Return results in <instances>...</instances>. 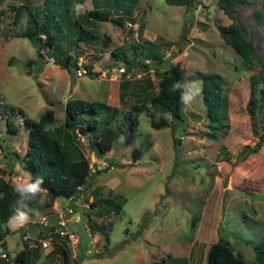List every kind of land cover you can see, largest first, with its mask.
<instances>
[{"label":"rangeland","instance_id":"374dc122","mask_svg":"<svg viewBox=\"0 0 264 264\" xmlns=\"http://www.w3.org/2000/svg\"><path fill=\"white\" fill-rule=\"evenodd\" d=\"M215 1L134 0V21L123 26L101 19L92 25L81 21L83 27H92L89 35L99 32L98 37L77 42L70 50L77 54L76 66L67 68L53 61L47 47L37 50L29 37L18 32L26 21L24 11L12 20L14 5L36 8L41 0H0L1 106L13 104L32 118L51 108L54 117L46 124L49 128L62 123L68 97L115 106L116 121L128 112L137 116L132 129L125 120L123 131L102 154L85 139L79 140L90 164L98 163L99 169L71 199L57 196L49 204L43 190L30 205L39 215L24 226L17 227L11 214L0 243V264H12L11 257L24 244L37 247L29 256L31 264L59 263L63 247L70 264H204L208 245L219 236L247 263L264 264V253L257 260L253 247L264 243V145L242 155V147L257 140L246 102L250 75L258 66L245 62L219 36L216 22L228 24L231 18ZM82 5L86 10L92 3L83 0ZM235 18L254 58L264 60V0L237 2ZM144 39L155 43L163 59L160 71L178 62L184 81L201 80L204 71L219 76L224 98L221 121H210L202 98L191 107L181 104L182 115L175 120L162 113L169 123L159 128L135 110L134 105L145 100L142 90L147 96L159 89L157 73L142 66L125 70L110 51L121 45L127 52L130 42L142 44ZM141 59L150 62L149 57ZM84 63L91 64L90 74ZM259 117L256 113L255 121ZM25 139L21 124L11 133L0 119V168L13 183L22 174ZM93 197L114 199L117 210L102 205L101 210L89 209ZM75 211L80 219L72 217ZM59 213L78 237L75 250L66 236L55 231ZM47 235L48 245L42 247L40 238ZM169 254L182 258L167 259Z\"/></svg>","mask_w":264,"mask_h":264},{"label":"trees","instance_id":"16d2710c","mask_svg":"<svg viewBox=\"0 0 264 264\" xmlns=\"http://www.w3.org/2000/svg\"><path fill=\"white\" fill-rule=\"evenodd\" d=\"M82 1L41 0L42 4L36 8L30 7L27 3H17L13 7L12 20L16 21L24 11L26 21L18 32L29 37L30 41L37 46V50L40 47H47L46 51L55 63L69 68V65L76 66L75 61L77 60V54L70 52L72 47L74 49L77 42L95 41L98 37L99 32L95 35H89L92 27H83L81 21L92 25L96 20H109L117 26H123L127 20L129 22L134 21L133 10L135 9L133 8L136 6L134 0H90L92 3L90 8L79 14H73L72 6L76 3L81 4ZM165 1L175 4H190L191 2V0ZM239 1L244 0L215 1L218 8L231 18L228 24L216 22L215 26L219 36L232 45L245 62L258 66L257 71L250 75L251 92L246 102V109L251 118V129L256 134L257 140L253 145L245 144L242 147V155H245L257 151L259 147L264 145V60L254 58L247 35L241 30L235 18L237 2ZM129 46L127 52L121 45L118 48H112L110 51L112 59L117 63H122L125 70H129L132 66H142L144 69L153 68L158 76L157 85L159 87L156 92L147 96L142 90L145 100L134 105V108L136 111H142L149 116L148 121L154 128L168 125L169 120L162 113L170 114L174 120L182 115L178 93L169 90L174 82L184 81L182 67L178 62H175L174 64H166L160 71L158 65L163 59L160 53L155 50V43L149 39H144L142 44L130 42ZM130 52L133 55L129 56L128 53ZM134 56L135 60L132 59ZM148 57L150 62L147 63L141 59ZM83 66L90 74L91 64L84 63ZM201 81L203 83L202 100L205 104L206 114H208L210 121L217 123L223 119L224 107L223 89L219 76L211 73V71H204L201 75ZM139 87L142 88V86ZM63 112L62 123L49 128L46 127V124L51 122L54 117L51 108H46L39 113L40 115L32 118L27 116L22 108H16L13 104L0 105V119H3L7 130L16 133L19 124L24 129L26 143L20 156V164L33 176L43 178V189L49 198V204L57 196L69 198L77 196L83 186L88 183L92 174L99 169L96 164H90L89 158L79 146L80 141L77 134L82 135L88 145L97 148L98 152L102 154L111 147L113 140L123 131L122 125L125 120L128 129L134 128L137 123V116L135 114L131 116L130 112L125 113V118L116 121L118 114L115 106L98 99L86 100L80 97H68L64 101ZM256 113L260 114L257 121H255ZM15 115L19 118L18 121L15 120ZM99 115L104 116L100 118ZM112 118H114V122H112ZM100 120L102 121L99 122ZM0 148H2L1 144ZM3 170L0 168L1 244L9 230L7 221L12 214L10 205L16 199V194L12 191L13 182L9 178H4ZM101 205L109 211L117 210L118 207L114 199L105 197H93L89 201L88 207L89 209L101 210ZM253 247L256 251L257 260L262 259L264 243H255ZM36 250L37 247L28 248L24 244L11 257L12 262L31 264L29 256ZM60 253V262L57 264H70L68 250L63 247ZM206 253L204 264H250L240 254L235 253L228 240L221 236L208 245ZM168 258L182 257L169 254ZM177 264L182 263L177 262Z\"/></svg>","mask_w":264,"mask_h":264},{"label":"clouds","instance_id":"9594fccd","mask_svg":"<svg viewBox=\"0 0 264 264\" xmlns=\"http://www.w3.org/2000/svg\"><path fill=\"white\" fill-rule=\"evenodd\" d=\"M83 8L84 5L79 3L72 6L74 14L81 13ZM169 90L178 93V99L183 106L191 107L198 99L202 98L203 83L199 79L176 81L171 84ZM21 172L22 174L12 185V191L16 194V199L10 205L12 211L10 220L15 222L17 227L27 224L33 215H39L36 209L30 207V204L44 190L42 177L33 176L30 171L23 168H21Z\"/></svg>","mask_w":264,"mask_h":264},{"label":"built area","instance_id":"2783aa9c","mask_svg":"<svg viewBox=\"0 0 264 264\" xmlns=\"http://www.w3.org/2000/svg\"><path fill=\"white\" fill-rule=\"evenodd\" d=\"M77 73L80 74V69L77 68ZM77 138L80 140H83L85 139L82 135H79L77 134ZM80 186L78 185V188ZM67 210L70 211V207L69 205L66 207ZM58 215V220H57V223H58V227L55 229L56 232H58L60 235H64L68 238L69 242L73 245V249L75 250L76 246L78 245V237L75 235V233H73L71 230H69V228H67L66 224H65V218H63L62 214L59 213L57 214ZM72 217L74 219H76L73 214H72ZM48 239H49V236H45L44 238H40V244L42 247H46L48 245ZM76 253V252H75ZM3 256H5V258H7V256L5 255V253L3 254ZM13 264H16V262H13Z\"/></svg>","mask_w":264,"mask_h":264},{"label":"crops","instance_id":"0c3cea01","mask_svg":"<svg viewBox=\"0 0 264 264\" xmlns=\"http://www.w3.org/2000/svg\"><path fill=\"white\" fill-rule=\"evenodd\" d=\"M82 4V3H81ZM68 199H70L69 197H67V199L66 200H68ZM76 216H75V218L77 219H80V217H81V215H80V213H79V211L77 212V211H75V213H74Z\"/></svg>","mask_w":264,"mask_h":264},{"label":"water","instance_id":"95a60500","mask_svg":"<svg viewBox=\"0 0 264 264\" xmlns=\"http://www.w3.org/2000/svg\"><path fill=\"white\" fill-rule=\"evenodd\" d=\"M98 159V158H97ZM97 167H99L98 163L96 164Z\"/></svg>","mask_w":264,"mask_h":264}]
</instances>
